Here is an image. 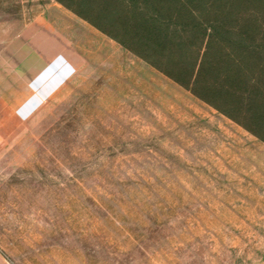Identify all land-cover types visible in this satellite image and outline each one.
Listing matches in <instances>:
<instances>
[{
	"label": "rangeland",
	"instance_id": "374dc122",
	"mask_svg": "<svg viewBox=\"0 0 264 264\" xmlns=\"http://www.w3.org/2000/svg\"><path fill=\"white\" fill-rule=\"evenodd\" d=\"M0 264H264V140L59 0H0Z\"/></svg>",
	"mask_w": 264,
	"mask_h": 264
},
{
	"label": "trees",
	"instance_id": "16d2710c",
	"mask_svg": "<svg viewBox=\"0 0 264 264\" xmlns=\"http://www.w3.org/2000/svg\"><path fill=\"white\" fill-rule=\"evenodd\" d=\"M59 1L264 140V13L246 0Z\"/></svg>",
	"mask_w": 264,
	"mask_h": 264
}]
</instances>
